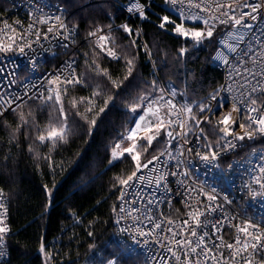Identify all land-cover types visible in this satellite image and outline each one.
<instances>
[{
  "label": "snow or ice",
  "instance_id": "6c2138e0",
  "mask_svg": "<svg viewBox=\"0 0 264 264\" xmlns=\"http://www.w3.org/2000/svg\"><path fill=\"white\" fill-rule=\"evenodd\" d=\"M163 2L173 8L186 5L187 8H195L198 13L205 14L203 17L190 12L186 15L180 7L176 19L167 14L157 15L159 23L156 26L160 30L174 32L185 39L191 38L197 44L206 39L210 40L218 24L237 29L235 34H228L231 42L221 41L227 54L220 51L216 57L218 60H223V63L229 67L230 78H239V96L234 98L230 106L221 103L218 98L219 90L209 97L210 100L216 101L220 109H223L222 114L214 112L213 106L209 103L196 105L200 114H210L207 116H198L190 106L177 107L173 101L176 93L174 91L168 93L167 89L160 88L156 80L148 83L142 93H137L135 96L129 93L125 96L136 79L134 74L137 72L139 51L143 50L149 58L151 52L146 44L139 43L140 29L128 23L114 28L109 23L106 26H92L87 32L86 42L91 45V51L84 53L85 72H78L79 65L76 58L69 56V59L59 68L47 74L45 83L39 85L43 91L38 89L32 91L37 88L36 85H32L31 89L26 87L22 95L10 93L7 98L0 96V125L9 131L8 143L17 146L18 134L25 130L27 138V129L35 126L36 134L33 143L37 146H47L49 152L41 155L32 144L28 145L27 150L33 154L34 159L47 160L51 164V152L55 151L59 145L67 144L73 134L70 120L72 124L78 123L75 118L79 117L84 124H87V134L91 137L98 129L97 119L100 114H105L106 117L107 113L117 109L118 103L122 104L125 115H128L129 119L124 131L119 132L112 143L107 162L112 166L117 161L125 159L131 162V173L115 177L114 187L119 193L117 196V200L120 201L119 212L126 213L134 222H138L139 217L133 214L142 213L144 220L152 225L147 232L138 231V235L152 236L156 230L166 231L169 237L164 238L162 247L167 249L177 264H241V262L242 264H264V226L252 220H244L243 226L234 224L232 226L236 230V236L231 243L225 242L220 233L225 222L235 217L224 215V204L218 202L219 197L215 189L209 192L202 185L197 186L190 182L191 174L185 170L186 160L182 159L185 157V152H193L191 147H186L190 142L188 137L192 127L200 128L201 124L210 123L212 115L216 116L215 128L219 139L215 144L204 143L198 146L207 149L206 152H195L201 161L211 163L218 158L220 151L241 147L237 142L253 140L257 135L264 136V34L256 37L253 33L247 44L241 47L245 42V34L238 31L241 27L252 30L253 25L247 21H257L264 12V4L244 2L241 5V0H214L213 3H205V0H163ZM241 6L248 10L240 11L237 15ZM151 7L149 0L143 3L140 0H132L127 11L143 21L149 19L148 12ZM39 10L42 12L43 8ZM29 15L33 18V22L28 25L27 30L21 29L17 37H11V43H0V57L6 58L9 54L17 52L26 55L33 50L35 44L50 39L51 35L67 41L61 45L65 49L75 43L76 26L73 25L70 28L62 16H35L33 13ZM189 20H202L203 27L197 30L186 24ZM15 23L21 24L19 20ZM37 25H43L44 28L41 29ZM4 30L16 31L6 22ZM116 30L122 31L124 38L129 41L128 47L136 50L130 56L117 50L115 37L111 35ZM30 35H34L35 39L29 41L27 37ZM186 52V48H181L179 54L183 56ZM230 57L235 61L234 64L230 63ZM100 60L123 62L125 74L122 78H113L108 68L102 67ZM5 72L6 68L0 66V75ZM9 75L14 76L15 72ZM93 80H96L95 85L92 83ZM102 84L104 87H101ZM11 85L10 81L9 87ZM77 89L89 90V95L79 97L69 95ZM228 90L230 91L231 88L229 87ZM25 97L29 100L34 98L48 109L49 122L43 128L40 127L36 114L30 107L28 111L24 110ZM9 112L16 117L15 127L4 124L5 114ZM200 133L201 135L196 136V140H206L203 136V128H200ZM173 141H176V145L172 144ZM161 144L165 147L158 151L157 146ZM169 145H172V150H169ZM165 157L167 160L164 159ZM9 159L10 155L3 157L5 162ZM261 160H264V156ZM146 171L157 175L147 176L144 174ZM255 171L257 174L253 176V182L258 186V190L249 188L253 198L264 196V163H261ZM172 182L177 184L175 193L169 186ZM145 184L154 186L156 191L152 194L153 196L157 193L160 195L156 199L144 201L140 192L132 191ZM174 197L182 198L179 202L184 206V211L181 213L183 218L177 221L161 213L163 220L157 222L149 214L152 208L161 203L170 204ZM5 198L6 193L3 188H0V209L3 210L0 212V261L11 264L7 257L9 255L8 240L12 230L6 223L8 208ZM223 200L224 203H232L227 197ZM142 201L143 210L138 207ZM116 210L117 206H114L113 211ZM176 211L180 213L179 209ZM217 212L221 213V216L211 223L210 231L206 230L209 228L208 217ZM89 235L92 233L89 232ZM38 251L43 258L42 264H52L54 254L47 248L43 238ZM161 259L164 258L161 257ZM107 264H118V262L116 259H110Z\"/></svg>",
  "mask_w": 264,
  "mask_h": 264
},
{
  "label": "trees",
  "instance_id": "16d2710c",
  "mask_svg": "<svg viewBox=\"0 0 264 264\" xmlns=\"http://www.w3.org/2000/svg\"><path fill=\"white\" fill-rule=\"evenodd\" d=\"M55 1L64 7L68 15L67 23L76 26L78 38L82 41L78 51V72L86 70L84 53L91 51V45L86 42L90 27L111 23L115 28L128 23L141 30L139 43L147 45L151 57L145 55L143 50L139 51L137 72L134 74L136 79L125 96L129 93L135 96L137 91H144L142 86L155 80V68L161 81H171L176 85L181 104L184 100L196 105L204 103L206 97L219 88L222 73L211 67V56L223 32L221 26L217 25V37L180 56V49L186 47L188 42L156 26L159 23L157 15L167 14L173 19L179 15L173 13L163 0H153L148 12L149 19L143 21L128 18L127 13L114 4L129 0ZM114 32L117 33L115 42L118 51L129 56L136 51L128 47L129 41L122 31ZM100 63L108 68L113 78H122L125 74L123 62L100 60ZM92 83L95 85L96 80ZM69 95L87 96L89 90L77 89ZM29 107L43 128L49 122L48 109L36 100L24 104L25 111ZM75 119L78 123L72 124L70 120L74 131L68 143L59 145L51 152V164L47 160L34 159L27 150L28 145L32 144L41 155L49 152L47 146L33 143L35 126L27 129V138L25 130L18 134L17 146L8 143L9 131L0 125V188L10 199L12 231L8 240V260L11 264H42L43 258L38 251L41 238L54 254L52 264H85L94 252L101 251L103 257L106 255L109 258L117 253V249L109 244L114 232L113 207L119 195L114 187V178L130 174L132 165L129 159H125L112 166L107 158L112 143L117 134L124 131L129 117L125 115L123 105L118 103L117 109L107 113L106 117L100 114L98 129L91 137L87 134V124L79 117ZM15 122L16 117L11 112L4 118L5 125L15 127ZM203 130L211 140L206 138L208 143L215 144L219 139L215 124H205ZM254 145L264 147V136L257 135ZM162 148L163 144L157 146L158 151ZM5 155H10L6 162L3 160ZM122 261L124 264H138L135 257H124Z\"/></svg>",
  "mask_w": 264,
  "mask_h": 264
},
{
  "label": "built area",
  "instance_id": "2783aa9c",
  "mask_svg": "<svg viewBox=\"0 0 264 264\" xmlns=\"http://www.w3.org/2000/svg\"><path fill=\"white\" fill-rule=\"evenodd\" d=\"M152 1L153 0H149L150 3H152ZM140 2L143 3L145 0H140ZM213 2L214 0H205V3ZM244 2H259L264 4V0H241V5H243ZM131 3L132 0L122 3L121 8L127 13L128 18L136 20L137 16L135 14H130L127 11V7ZM167 6L174 9L178 14L179 8L182 7L186 15L189 12L193 15L199 14L201 17L205 15L204 13H198V10L195 8H187L186 5L178 6V8H173L169 5ZM41 7L43 8L42 12L39 10ZM58 9L60 10L58 11ZM247 10L248 9L241 6V8L237 11V15H239L240 11ZM29 13H33L35 16L60 15L70 28L73 26L67 23L68 15L64 7L55 0H0V43H11V37H17L20 34L21 29L27 30L28 25L33 22V18L30 17ZM17 20L21 22L20 25L15 23ZM5 22L12 25L16 31L6 32L4 30ZM247 22L251 23L253 28L251 31L244 29L243 27L239 28L238 31L245 34V42L241 45V47H244L247 44L249 37L253 36V33L256 37L264 34V12L261 13V16L258 17L257 21L248 20ZM99 26L102 25L99 24ZM219 26L223 28V32L216 41V46L211 56V67L221 71L222 73V82L217 89L219 90L218 98L222 104L230 106L234 98L239 96V78H230L229 67L223 63V60H218L216 57L220 51H224L225 54H227L221 41L231 42L228 34H235L237 29L227 25ZM37 27L41 29L44 28L43 25H37ZM111 35L116 38L114 31ZM27 39L31 41L34 40L35 37L34 35H30ZM81 42L82 41L78 38L76 28L75 43L71 44L67 49L61 46L63 43H67V41L62 40L58 36L51 35L50 39L42 40L39 44H35L33 46V50L29 51L26 55H21L17 52L16 54H9L6 58L0 57V66L6 68V72L3 75H0V81H2L0 82V96L7 98L10 93L13 95H22L26 90V87L31 89L32 85L37 86V88L32 89V91H36L37 89L39 91H43V89L39 88V85L41 83H45V77L47 74L59 68L66 60L69 59V56H74L77 64H79L78 51L80 49ZM230 63H235L231 57ZM13 71L15 72V75H9V73H12ZM10 81L12 82L11 87H9ZM158 86L160 88L167 89L168 93L173 92V90L160 79ZM229 87L231 88L230 91L228 90ZM217 90L212 94H215ZM212 94L206 97L204 103L211 104L214 112L222 114L223 109H220L217 106L216 101L209 99ZM24 99V104L35 100L34 98L29 100L27 97ZM173 101L177 104V107H183L177 95L173 97ZM7 114L8 113H6L5 116ZM201 115L207 116L210 114L205 113ZM211 122L216 124L215 115L211 116ZM204 125L205 124H201L200 128L204 129ZM200 128L192 127L191 129V133L188 137L190 142L186 145V147H191L193 152H185V157H182V159L186 160L184 168L191 174L190 182L195 183L197 186L202 185L205 190L209 192L215 189V192L219 197L218 202L224 204V215L235 217V219L225 222V226L220 233L225 242L231 243L236 236V230L232 225L239 224L243 226L244 220H252L264 226V196H257L253 198L249 191V188L258 190V186L253 182V176L257 174L255 169L258 168L261 163H264V160H261V157L264 156V147L254 145L255 139H246L245 141L237 142L241 145V147H237L235 150L220 151V154L215 161H212L211 163L204 162L195 155L196 151H207L205 148L198 147L201 144L208 143L205 139H201L199 141L196 140V136L201 135ZM236 131H239V129H236ZM203 136L206 137L204 130ZM172 144L176 145V141H173ZM164 147L165 145H163L161 150H163ZM168 147L169 150H172V145H169ZM164 159L167 160V157ZM230 165L231 167H229ZM144 174L147 176L157 175L156 173H148L147 171ZM169 186L173 193L177 191V184L175 182L170 183ZM132 191L140 192L144 201L148 199H156L157 196L160 195V193H157L156 196H153L152 194L156 190L154 186H148L147 184L138 186ZM224 197H227L228 200L232 201V203H224ZM181 199V197H174L170 204L161 203L157 207H153L151 213L149 214L153 216L157 222H161L163 220L161 213L168 218L178 221L183 218L181 213L184 211L183 204L179 202ZM5 202L8 208L6 223L10 227V199L8 195H6ZM119 203L120 201L117 200V210L113 211L114 233L118 242L128 251L142 257L147 264H165V262H167V264H177V262L172 259L171 254L167 252V249L162 247L164 238H168L169 234L166 231L161 232L156 230L152 236L138 235V231L142 230L147 232L152 228V225L149 224L148 221L144 220L142 213L133 214L139 217L138 222H134L133 219L126 213H120L118 209ZM138 207L143 210V201L139 203ZM177 209L180 210V213L176 211ZM2 211L3 210L0 209V212ZM220 216L221 213L219 212L209 216V228L206 230L210 231L211 223H214ZM117 221H119V223ZM225 254L227 255V253ZM161 257L164 259L162 260ZM8 258L9 255L7 260ZM4 262L5 261H0V264H3Z\"/></svg>",
  "mask_w": 264,
  "mask_h": 264
},
{
  "label": "rangeland",
  "instance_id": "374dc122",
  "mask_svg": "<svg viewBox=\"0 0 264 264\" xmlns=\"http://www.w3.org/2000/svg\"><path fill=\"white\" fill-rule=\"evenodd\" d=\"M152 2H153V1H152ZM114 4H116L118 7L121 8V4H122V3L114 2ZM170 10H171L173 13H175L176 15H178V13H177L174 9L170 8ZM186 24L189 25V26L195 27L197 30H199V28H202V27H203V23H202L201 21H196V20H189V21L186 22ZM216 28H217V27H216ZM217 31H218V29L215 30L213 37H214V36L217 37V35H216V33H218ZM173 33H174V32H173ZM115 35L117 36V33H115ZM182 38L185 39L184 37H182ZM185 40L188 42V45H186V47H183V48H186V49H187V52H189V51H191V50H194L195 48H197V47L203 45L204 43H207V42L211 41V39H210V40L206 39V40H204L202 43L197 44V43H196L194 40H192L191 38H188V39H185ZM186 44H187V43H186ZM187 52H186V53H187ZM179 53H180V51H179ZM186 53H185V54H186ZM128 54H129V53H128ZM185 54H184V55H185ZM152 59H153V58H152ZM154 66H155V65L153 64V67H154ZM154 68H155V67H154ZM154 72H155V73H154V78H155V80H156V81L158 82V84H159V79H161V77H160L159 74L157 73L156 68H155ZM163 82H164L168 87H170V88L176 93V95H177L178 98H179L178 89H177L176 85H175L173 82H171V81H166V82H165V81L163 80ZM146 87H147V85H143V86H142V89L144 90ZM142 92H143V91H142ZM142 92L137 91L135 94H137V93H142ZM185 98H186V97H185ZM182 104H183V106H190V107H192L194 113H196L198 116L201 115V114L199 113V109H198V108L195 109V105H196V103H188L186 100H184V102H182ZM206 138H207L209 141H211L207 135H206ZM109 244L113 245V247H115V248L117 249V250H116L117 253H116L113 257L109 258V256H106V255H105V257H103L102 254H101V251H98V252H96V253H95V252L92 253V254L89 256L88 261L85 262V264H107V261L110 260V259H116L117 262H118V264H124V262L122 261V258H124V257H128V258H130V257H135V258L137 259V261H138V264H147V263L145 262V260H144L142 257H140V256H138V255L132 253L131 251H128L127 249H125V248H124V247L118 242V240H117V238H116L114 232L112 233L111 243H109ZM105 246H106V245H105ZM107 246H108V245H107ZM105 251H106V253L108 252L106 248H105Z\"/></svg>",
  "mask_w": 264,
  "mask_h": 264
}]
</instances>
